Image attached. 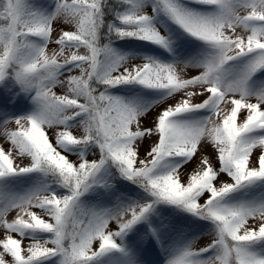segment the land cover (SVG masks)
<instances>
[{
    "label": "snow or ice",
    "instance_id": "6c2138e0",
    "mask_svg": "<svg viewBox=\"0 0 264 264\" xmlns=\"http://www.w3.org/2000/svg\"><path fill=\"white\" fill-rule=\"evenodd\" d=\"M0 264H264V0H0Z\"/></svg>",
    "mask_w": 264,
    "mask_h": 264
},
{
    "label": "rangeland",
    "instance_id": "374dc122",
    "mask_svg": "<svg viewBox=\"0 0 264 264\" xmlns=\"http://www.w3.org/2000/svg\"><path fill=\"white\" fill-rule=\"evenodd\" d=\"M52 47H55V46H54V45L50 46V50H51ZM137 62H139V61H133V63H137ZM55 91H57L58 94H60V92H61V90L59 89V87H58L57 89H55ZM49 135L51 136V132H49ZM206 151H207V153L212 157V161H213V163L215 164V163H216V159H215V155L213 154V150H212L211 148H207ZM141 155H143V149L141 150ZM71 159H75V157L73 156V157H71ZM25 162H26V161H25ZM193 167H195L194 164L187 166L186 171H191ZM186 178H187V177L185 176V179H186ZM224 179H227V178L224 177ZM111 227L114 228L115 225H111ZM194 239H195V246H196L197 248H199L200 246L205 245L207 242H209V237H208L207 235H200V234H197V235L194 237ZM28 242H29V241H27V240L24 241L25 244H27ZM97 246H98V243H95V244L93 245L94 248L97 247ZM145 259H146V260H151V259H153V256H151V255H146Z\"/></svg>",
    "mask_w": 264,
    "mask_h": 264
},
{
    "label": "trees",
    "instance_id": "16d2710c",
    "mask_svg": "<svg viewBox=\"0 0 264 264\" xmlns=\"http://www.w3.org/2000/svg\"><path fill=\"white\" fill-rule=\"evenodd\" d=\"M98 247V246H97Z\"/></svg>",
    "mask_w": 264,
    "mask_h": 264
}]
</instances>
